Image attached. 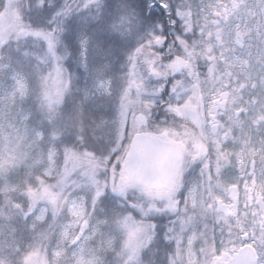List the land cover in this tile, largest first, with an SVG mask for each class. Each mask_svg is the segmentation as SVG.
Masks as SVG:
<instances>
[{
  "label": "snow or ice",
  "instance_id": "6c2138e0",
  "mask_svg": "<svg viewBox=\"0 0 264 264\" xmlns=\"http://www.w3.org/2000/svg\"><path fill=\"white\" fill-rule=\"evenodd\" d=\"M0 264H264V0H0Z\"/></svg>",
  "mask_w": 264,
  "mask_h": 264
},
{
  "label": "rangeland",
  "instance_id": "374dc122",
  "mask_svg": "<svg viewBox=\"0 0 264 264\" xmlns=\"http://www.w3.org/2000/svg\"><path fill=\"white\" fill-rule=\"evenodd\" d=\"M132 2L134 3V6H135L137 0H132ZM144 14L151 16L153 19H156L157 17L161 15L165 17L167 16V13L164 12L162 9H160L158 4H156L153 8L147 10ZM70 39H71L73 49L75 51H74L72 58L68 61L69 70L76 72L83 77L85 75L83 72V69L81 67H78V64H77V61L79 59V44L75 38V33L71 34Z\"/></svg>",
  "mask_w": 264,
  "mask_h": 264
}]
</instances>
